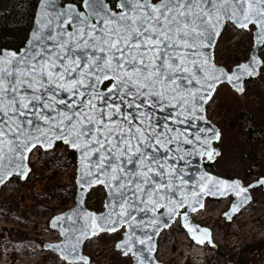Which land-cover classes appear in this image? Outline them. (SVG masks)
Listing matches in <instances>:
<instances>
[{
  "label": "snow or ice",
  "instance_id": "1",
  "mask_svg": "<svg viewBox=\"0 0 264 264\" xmlns=\"http://www.w3.org/2000/svg\"><path fill=\"white\" fill-rule=\"evenodd\" d=\"M111 2L109 9L103 0H80L86 14H78L69 7L49 19L45 12L55 8L54 0H42L38 26L27 49L22 54L0 52V184L13 175L27 176L26 153L38 146L47 149L53 139H59L80 152L81 187L98 183L111 192L115 181V191L120 193L119 197L113 193L121 207L118 215L134 220L127 209L137 208L136 200L144 203L142 197H148L154 208L159 207L165 198L162 192L171 187L159 185L152 192L141 187V183L152 180L153 165L161 170L154 174L163 175L165 165L155 154L161 149L169 151L166 146L177 139L165 131H172L166 123L172 113L153 124L154 110L164 112L166 106L178 105L181 115H194L212 99L214 85L221 76L229 82L239 79L238 75L227 76L212 67L210 57L200 58L201 48L212 46L225 21L244 30L254 26L257 45H264V0H119L118 5L116 0ZM117 6L121 11L115 10ZM57 19L56 27L61 29L57 33L59 40L52 35L51 26L46 35L39 34L40 25H52ZM93 20L99 28L91 26ZM65 21H79L71 34L74 43L63 39L67 33L61 26ZM47 41H52L51 47ZM259 63L253 56L251 63L237 72L252 75ZM106 81L111 82L107 88L110 96L102 95L98 88ZM61 90L70 93V97L58 103L70 111L50 117L41 109L55 111L51 101ZM98 99L103 101V107L95 102ZM122 107L132 111H123ZM40 120L48 125L47 131L42 130ZM219 136L217 132L214 138L219 140ZM101 149L103 154H99ZM206 151L211 159L214 151ZM128 163L134 171L125 178L120 173L127 172L122 165ZM137 164L141 166L139 177ZM169 168L174 170V164ZM85 169L94 179H83ZM105 173L108 175L101 179ZM173 176L174 171H170L169 177ZM257 184L264 185V179ZM235 187L239 189L238 195L247 191L238 182ZM138 192L142 195L138 196ZM111 217L112 214L102 216L99 223L93 217L89 232L80 229L82 235L116 231L108 224L118 225L121 221ZM52 225L56 226L55 220ZM75 239L78 244L79 238ZM193 239L203 243L197 236ZM126 243L128 247L122 243L117 248L128 255L131 238ZM75 252L76 244L66 247L63 258L75 260Z\"/></svg>",
  "mask_w": 264,
  "mask_h": 264
},
{
  "label": "rangeland",
  "instance_id": "2",
  "mask_svg": "<svg viewBox=\"0 0 264 264\" xmlns=\"http://www.w3.org/2000/svg\"><path fill=\"white\" fill-rule=\"evenodd\" d=\"M23 28H14L20 39ZM238 30L228 24L217 44L215 62L228 71L249 59L253 32ZM21 34V35H20ZM12 37V34H11ZM8 42L3 49H12ZM1 52V50H0ZM264 59V47L260 52ZM246 112L251 117L249 130ZM208 119L221 132L216 146L221 151L218 161L207 170L221 178L242 180L250 185L264 178V66L258 79L246 84L242 95L228 85L221 86L208 106ZM67 148L58 145L49 153L37 150L30 159L31 174L26 182L13 179L0 193V264H64L58 257L44 251L46 243H59L49 223L56 215L74 207L77 179L76 160L67 156ZM253 202L231 223L224 218L233 202L207 201L203 211L193 216L200 226L210 228L218 248L226 250L220 256L217 249L199 247L190 241L180 221L159 240L158 259L164 264H264V192L252 193ZM106 193L94 190L88 208L104 211ZM123 232L103 235L89 242L84 254L91 264H132L116 250Z\"/></svg>",
  "mask_w": 264,
  "mask_h": 264
},
{
  "label": "water",
  "instance_id": "3",
  "mask_svg": "<svg viewBox=\"0 0 264 264\" xmlns=\"http://www.w3.org/2000/svg\"><path fill=\"white\" fill-rule=\"evenodd\" d=\"M54 3L55 8L45 12V16L49 19L56 12H63L69 7L75 8L76 12L81 15H84L87 12L86 8H80L78 5L73 3H64V0H54ZM103 3L109 9H111L110 4L107 3L106 0H103ZM41 4L42 0H39L33 25L25 45L19 51L5 48L2 49L1 52L13 51L17 52L18 54H22L23 51L27 49L31 35L34 29L38 26L37 20L41 15ZM116 11H121V9L117 6ZM58 23L59 20L57 19V21L52 25H40L39 34L46 35L48 27L51 26L52 35L57 36V33L61 30L60 28L56 27V24ZM78 24L79 21H73L71 24L65 21L64 25L61 26L63 31L67 33L63 36L65 41L74 43V41L71 40V34L76 31ZM227 24L233 25L238 30H244L234 25L231 21H225V23L222 25V30L219 37L213 42L212 46L201 48L200 58L210 57V64L212 67L219 69L227 76L238 75L239 79H233L231 82H229L224 78V76H221L214 85L215 91L213 93L212 99L214 98L217 90L223 85H228L236 94L242 95L245 92L246 84L249 81L258 79L261 74V69L264 66V59L260 55L264 45L258 46L257 42L255 41V33L257 31L256 28L253 32V48L247 61L236 65L232 71H228L225 67L216 64L215 50ZM91 26L93 28L100 27V25L95 20H93ZM250 27H252V25L249 26V29ZM57 39L59 40L60 37L57 36ZM46 43L49 45V47L52 46V41H47ZM36 50H40L39 46ZM253 56H255V58L260 62L256 67V72L252 75H249L248 73L240 74L237 72V69H242L244 65L250 64ZM110 83L111 82L106 81L98 85L99 91L102 95H111L110 93H107V88L110 86ZM194 86L196 88L199 87V85H188L189 88ZM237 89H242L243 91H238ZM28 95H31L30 91ZM69 97L70 93L63 92L62 90L57 91L56 100L51 101L55 111H49L47 109H41V111L50 117L57 118V112L63 113L65 111H70L66 110L63 104L58 103L59 100L67 99ZM170 99L171 98L169 97V100ZM212 99L207 103H204L202 108L198 109L194 115H181V110L178 105L174 107L166 106L164 112H161L159 108L154 110L155 119L151 121L153 124H158L168 112L172 113V116L166 121L168 127L172 129V131L168 132L167 129L165 131L166 134L177 137V139L172 144L166 146L167 149H170L169 151L161 149L155 154L158 157V161L164 163L165 165L163 169V175H155V172H159L161 170L153 165L152 167L154 169V173L150 174L152 175V180L149 183H141V187H144L149 192L155 190L159 185H171V187L165 188L162 192V195L165 198L160 201L161 206L159 207L154 208L152 203L148 202V197H142L144 203H141L140 200H136L138 207L127 209L135 217L134 220L129 219L127 216L121 217L118 215L121 212V207L119 206L117 199L113 197V193H115V197H119L120 193L115 191V181H112L111 192L104 184H85L83 187H81L82 157L80 152L71 148L69 145L63 143V141L59 139H53L51 147L47 149L38 146L37 148L32 149L31 152L26 153L27 159L24 160V165L29 170L27 176L13 175L6 178L5 182L0 184V193L2 192L3 188L13 179L18 178L22 182H26L28 180L31 174L30 159L37 150L41 149L43 152L49 153L54 150L56 146L61 145L74 153L76 157V195L73 208L63 214L56 215L51 219L49 223L50 230L58 234L60 237V242L46 243L43 248L45 252L57 256L64 264H91V259L84 254L86 245L93 239L100 236H112L118 234L119 232H123L122 240L119 241L117 245L123 243L126 247H128L129 244H127L126 241L131 238V250L129 251L128 255H125L122 250L118 249L117 245L116 250L122 253L124 257H132V264H164L158 259L159 239L163 232L170 230L177 221H180L182 229L185 231L190 241L195 245L199 247L206 246L210 249L216 250L218 247L214 242L212 230L195 223L192 219L193 216L204 210L207 201L222 202L232 197L233 202L231 207L224 215L226 221L231 223L236 217L241 215L248 207H250L253 202L252 193L254 191L263 189L264 192V185H258L257 182H254L250 185H245L242 180H229L221 178L207 170L206 166L214 165L221 155L220 149H218L216 146L221 140L222 132L208 119V106ZM95 102L99 107H103L102 100L98 99ZM118 102L119 101H117V103ZM109 103H111V100H109ZM171 104L175 105L176 102L171 101ZM122 110L129 112L132 111V109L126 107H122ZM29 119H32V117L29 116ZM180 120H183L184 122L181 123L179 122ZM38 122L43 131L48 130V125L44 121L40 120ZM156 130L159 131V127ZM217 132L220 134L219 140L214 138L215 133ZM206 140L209 141V143H205ZM208 149L214 151L211 159H209L207 155L206 150ZM215 153L219 154L216 155ZM99 154H103L102 149L100 150ZM172 157H175V160L171 159ZM180 157H183V159H180ZM94 158L95 156H93V159ZM173 164L174 170L169 168V166ZM122 166L127 170V172L120 173V175H123L125 178H127V175L134 171L133 165L128 163L123 164ZM140 167L141 166L139 164H137L135 167L137 177L140 176ZM98 171L99 170H97V172ZM170 171H174V176L171 178L169 177ZM107 175L108 173H105L104 176H101V179H104ZM83 179L86 181L88 179H94V177L89 176L87 174V169H85V175ZM237 182L239 183L240 188L246 189L247 191L238 195L237 193L239 192V189L235 187ZM99 188L104 189L106 193L104 211L102 213H96L90 210L87 206L90 195L94 190ZM137 195L140 196L142 194L138 192ZM245 197H247V199H245ZM133 199H135V197H133ZM124 207L127 208V205ZM109 214H112V220L121 221V223L118 225L108 224V227H115L117 229L116 231H99L97 235H82L80 229H83L84 232H89V226L92 223L93 217H95V222L99 223L102 216H107ZM54 220L56 221L55 227L52 225ZM190 228L195 229L196 231L190 232ZM193 236L199 237L203 243H197V241L193 239ZM75 238H79L78 244L76 243ZM141 240H144L145 243L141 244ZM73 244H76V252L73 254L76 259L72 260L63 258L64 249L66 247H71Z\"/></svg>",
  "mask_w": 264,
  "mask_h": 264
},
{
  "label": "trees",
  "instance_id": "4",
  "mask_svg": "<svg viewBox=\"0 0 264 264\" xmlns=\"http://www.w3.org/2000/svg\"><path fill=\"white\" fill-rule=\"evenodd\" d=\"M117 1V0H116ZM65 2H73L80 4V0H65ZM39 0H0V50L2 51L3 47L11 42V48L19 51L26 43L28 39L29 32L32 28L35 13L37 10ZM23 28L20 33L22 37L18 39L13 35L14 28ZM12 34V37H11ZM21 35V34H20ZM253 48V46H252ZM245 114L246 122L248 127L252 122L251 117ZM249 130L252 131V128L249 127ZM67 156L71 160H76L75 154L67 150ZM207 169L211 168L212 165L206 166ZM93 211V210H92ZM223 248L217 249V254L220 256L227 255ZM241 264L245 263V260L242 259Z\"/></svg>",
  "mask_w": 264,
  "mask_h": 264
},
{
  "label": "flooded vegetation",
  "instance_id": "5",
  "mask_svg": "<svg viewBox=\"0 0 264 264\" xmlns=\"http://www.w3.org/2000/svg\"><path fill=\"white\" fill-rule=\"evenodd\" d=\"M107 1V3H109L110 4V6H111V8H112V2H111V0H106ZM118 2H119V0H117L116 1V3L118 4ZM64 3H73V2H65V0H64ZM73 4H76V5H78L80 8H81V5L80 4H78V3H73ZM117 9V8H116ZM115 9V10H116ZM228 25V24H227ZM226 28V27H225ZM242 63V62H241ZM263 190V189H262ZM226 214V213H225ZM224 214V215H225ZM203 227V226H202ZM207 228V227H206ZM210 229V228H209ZM214 236V235H213ZM160 240V239H159ZM214 242H215V240H214ZM218 247V246H217ZM158 250H159V248H158ZM161 262V261H160Z\"/></svg>",
  "mask_w": 264,
  "mask_h": 264
},
{
  "label": "built area",
  "instance_id": "6",
  "mask_svg": "<svg viewBox=\"0 0 264 264\" xmlns=\"http://www.w3.org/2000/svg\"><path fill=\"white\" fill-rule=\"evenodd\" d=\"M58 260H60V259L58 258ZM60 262H62V261L60 260Z\"/></svg>",
  "mask_w": 264,
  "mask_h": 264
}]
</instances>
